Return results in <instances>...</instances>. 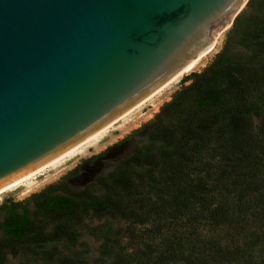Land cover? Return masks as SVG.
Returning <instances> with one entry per match:
<instances>
[{
	"label": "trees",
	"instance_id": "16d2710c",
	"mask_svg": "<svg viewBox=\"0 0 264 264\" xmlns=\"http://www.w3.org/2000/svg\"><path fill=\"white\" fill-rule=\"evenodd\" d=\"M255 1L250 27L188 75L151 121L30 195L48 221L17 213L19 202L0 206L9 210L0 264L21 242L29 252L44 245L49 224L55 238L73 241L90 218L107 222L108 264H264V0ZM121 232L130 254L115 250Z\"/></svg>",
	"mask_w": 264,
	"mask_h": 264
},
{
	"label": "water",
	"instance_id": "95a60500",
	"mask_svg": "<svg viewBox=\"0 0 264 264\" xmlns=\"http://www.w3.org/2000/svg\"><path fill=\"white\" fill-rule=\"evenodd\" d=\"M247 0H0V195L213 50Z\"/></svg>",
	"mask_w": 264,
	"mask_h": 264
},
{
	"label": "rangeland",
	"instance_id": "374dc122",
	"mask_svg": "<svg viewBox=\"0 0 264 264\" xmlns=\"http://www.w3.org/2000/svg\"><path fill=\"white\" fill-rule=\"evenodd\" d=\"M258 8L259 6L255 4L251 9L249 7V0H247L245 5L232 20L231 25L227 27L213 50L207 56H205L191 72L183 75L176 83L166 88L151 101L147 102L140 109L129 115V117L124 119V121H121L111 130H109L95 146H87L83 149L82 154L75 155L69 159H66L60 165L50 168L38 178H35L33 181H31V185L23 184L2 193L0 195V206L5 203L9 204L10 201L19 202L21 203V206L16 209L17 213L29 217H41L45 220L47 217H45L43 213L37 212L35 210L30 201V195L38 193L47 186L57 183L66 173L76 167L81 161L88 159L93 155L99 154L109 146L115 144L119 140L131 134V132L139 128L141 125L151 121L155 114L159 112L160 107L164 103L170 101L173 94L177 90H179L182 85L189 84V82H185V79L186 77H188V75H190L191 73L202 71L212 62L215 55L222 50L223 45L229 37L236 40L248 27H250L249 24L258 14ZM236 19H238V25L235 29L234 24ZM110 168L111 167L109 164L105 166V169H107L106 171H108ZM94 174L95 173H93V171H89L87 173V181L84 183V186L87 184H91L94 178ZM93 192L97 196H101L103 194L102 191L94 190ZM55 194L62 195L61 192H57ZM8 212V209L0 211V222L4 219ZM106 223L107 222L105 220H96L95 218L87 219L85 222V224L87 225L78 228L77 239L73 241L69 240L68 238H55L53 236V224L55 223L49 224L47 226L49 234L45 240L44 245H36L34 246V249L29 252L27 249H25L24 251L21 249L18 250L21 246L28 243L26 241L21 242L19 246L15 248L14 252L12 250L4 252V259L1 264H59V262L64 258L75 260L79 262V264H108V259L110 258L105 257L106 255H104L102 251V234L104 229L106 227L108 228ZM112 224L114 228H124L126 226V223ZM119 241L120 242L117 249H114L122 251L125 255L130 254L132 251V246L128 241V234L126 232H121ZM107 248L109 250L112 249L109 246H107Z\"/></svg>",
	"mask_w": 264,
	"mask_h": 264
},
{
	"label": "bare ground",
	"instance_id": "6f19581e",
	"mask_svg": "<svg viewBox=\"0 0 264 264\" xmlns=\"http://www.w3.org/2000/svg\"><path fill=\"white\" fill-rule=\"evenodd\" d=\"M210 53V52H209ZM208 53V54H209ZM207 54V55H208ZM206 55V56H207ZM205 57V56H204ZM203 57V58H204ZM202 58V59H203ZM202 59H200L197 63H195L192 67H190L188 70H186L183 74H181L179 77H177L176 78V76H173L171 79H170V81L165 85V87L157 94V95H159L162 91H164L166 88H168L169 86H171L172 84H174V83H176L183 75H185L186 73H189V72H191L199 63H200V61L202 60ZM156 95V96H157ZM156 96H154L153 98H155ZM152 98V99H153ZM152 99H150L149 101H151ZM148 101V102H149ZM147 103V102H146ZM145 103V104H146ZM143 106V105H142ZM141 106V107H142ZM140 107V108H141ZM140 108H138V109H140ZM137 109V110H138ZM135 112V111H134ZM131 115V114H130ZM129 117V116H128ZM126 119V118H125ZM124 121V120H123ZM106 134V133H105ZM104 134V135H105ZM103 135V136H104ZM102 136V137H103ZM102 137H100L98 140H96L95 142H92V143H88V144H84V145H82L80 148H78L77 150H75L73 153H71L70 155H68L66 158H64L63 160H61L59 163H57L56 165H54V166H57V165H60L62 162H64L66 159H69V158H71V157H73V156H75V155H78V154H82V151H83V149L85 148V147H87V146H95L97 143H98V141L102 138ZM53 166V167H54ZM35 178H28V179H26V180H24L23 182H21V183H19L18 185H16V186H14L13 188H11V189H14V188H16V187H18V186H21V185H23V184H25V185H31L32 184V182L31 181H33ZM11 189H9V190H11ZM8 190V191H9Z\"/></svg>",
	"mask_w": 264,
	"mask_h": 264
}]
</instances>
